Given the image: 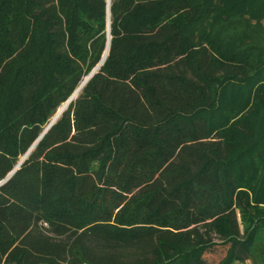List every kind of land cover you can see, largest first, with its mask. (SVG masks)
<instances>
[{
  "label": "trees",
  "instance_id": "16d2710c",
  "mask_svg": "<svg viewBox=\"0 0 264 264\" xmlns=\"http://www.w3.org/2000/svg\"><path fill=\"white\" fill-rule=\"evenodd\" d=\"M109 11L0 186V264H264V0ZM106 25V0H0V181Z\"/></svg>",
  "mask_w": 264,
  "mask_h": 264
},
{
  "label": "water",
  "instance_id": "95a60500",
  "mask_svg": "<svg viewBox=\"0 0 264 264\" xmlns=\"http://www.w3.org/2000/svg\"><path fill=\"white\" fill-rule=\"evenodd\" d=\"M107 3V25H106V35H107V43L105 51L97 64V66L85 77V79L82 81V83L79 85V87L73 92V94L68 98V100L64 103V105L61 107L60 110H58L55 115L50 120L49 124L45 127V129L42 131V133L39 135V137L36 139V141L32 144V146L28 149V151L25 153L24 156H22L19 160V162L16 164L14 169L3 179L0 181V186L5 184L14 174L15 172L20 168V166L23 164V162L27 159L29 154L34 150L38 142L43 138V136L47 133V131L55 124V122L59 119V117L62 115V113L67 109L69 104L77 97L78 91L82 89V87L92 78V76L100 69L102 64L104 63L110 46V0H106Z\"/></svg>",
  "mask_w": 264,
  "mask_h": 264
},
{
  "label": "rangeland",
  "instance_id": "374dc122",
  "mask_svg": "<svg viewBox=\"0 0 264 264\" xmlns=\"http://www.w3.org/2000/svg\"><path fill=\"white\" fill-rule=\"evenodd\" d=\"M225 249L217 248L213 252L206 254L199 263L194 264H217L224 256ZM232 264H251L246 261L243 263L234 262Z\"/></svg>",
  "mask_w": 264,
  "mask_h": 264
},
{
  "label": "bare ground",
  "instance_id": "6f19581e",
  "mask_svg": "<svg viewBox=\"0 0 264 264\" xmlns=\"http://www.w3.org/2000/svg\"><path fill=\"white\" fill-rule=\"evenodd\" d=\"M84 79H85V78H84ZM84 79H83V80H84ZM78 93H79V91H78ZM60 109H61V108H59L58 110H60ZM56 112H57V111H56ZM54 115H55V114H54Z\"/></svg>",
  "mask_w": 264,
  "mask_h": 264
}]
</instances>
